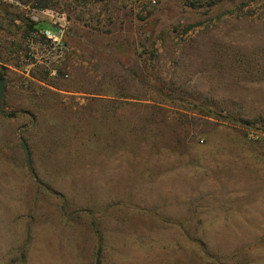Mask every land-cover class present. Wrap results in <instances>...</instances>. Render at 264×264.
<instances>
[{
  "label": "rangeland",
  "instance_id": "rangeland-1",
  "mask_svg": "<svg viewBox=\"0 0 264 264\" xmlns=\"http://www.w3.org/2000/svg\"><path fill=\"white\" fill-rule=\"evenodd\" d=\"M1 78L0 264H264V0H0Z\"/></svg>",
  "mask_w": 264,
  "mask_h": 264
},
{
  "label": "trees",
  "instance_id": "trees-1",
  "mask_svg": "<svg viewBox=\"0 0 264 264\" xmlns=\"http://www.w3.org/2000/svg\"><path fill=\"white\" fill-rule=\"evenodd\" d=\"M15 2H19V3H22L23 0H13ZM40 2V5L39 6H36L34 7L35 9L37 10H40V11H43V10H46L47 7L46 5L44 4L43 1H39ZM33 26V29L31 28ZM29 27L31 28L30 30L33 31V32H38V29H35V24L34 23H31L29 24ZM45 39H47L46 35H43ZM0 112L3 116L7 117V118H14L17 116L16 113H13V112H8L6 111L3 107L0 108ZM246 126H249V123H245ZM262 133L264 134V127H262Z\"/></svg>",
  "mask_w": 264,
  "mask_h": 264
},
{
  "label": "water",
  "instance_id": "water-1",
  "mask_svg": "<svg viewBox=\"0 0 264 264\" xmlns=\"http://www.w3.org/2000/svg\"><path fill=\"white\" fill-rule=\"evenodd\" d=\"M5 83H6V80L4 78H1L0 79V105H1V102H2V100L4 98V94H5ZM23 145H24V147H26L24 143H23Z\"/></svg>",
  "mask_w": 264,
  "mask_h": 264
}]
</instances>
